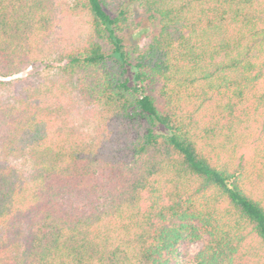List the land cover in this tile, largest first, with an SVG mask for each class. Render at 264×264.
<instances>
[{"label": "trees", "instance_id": "obj_1", "mask_svg": "<svg viewBox=\"0 0 264 264\" xmlns=\"http://www.w3.org/2000/svg\"><path fill=\"white\" fill-rule=\"evenodd\" d=\"M42 63L0 93V264H264V0H0V77Z\"/></svg>", "mask_w": 264, "mask_h": 264}, {"label": "rangeland", "instance_id": "obj_2", "mask_svg": "<svg viewBox=\"0 0 264 264\" xmlns=\"http://www.w3.org/2000/svg\"><path fill=\"white\" fill-rule=\"evenodd\" d=\"M72 2V0H61L62 3L64 2ZM141 14V12H138V15ZM86 21L84 18L81 16H75V15H70L62 13L59 18L58 22V31L60 36H62L65 39H68V42H77L85 36L86 33ZM156 27L150 25L147 23H143L141 27H138L134 30L128 31L126 33V38L129 42H141L143 41L144 38H146L147 34L153 30H155ZM58 34V35H59ZM49 70L45 66V63L42 64H37L33 66H29L25 68L22 72L10 76V77H0V80L4 81H12L14 83L9 84L8 87L5 89H1L0 93L4 95H13L15 94L21 87L22 83L19 79L25 78V77H30L31 80L35 79L36 76H39L41 73H47ZM21 163L24 165L28 164L27 160L21 159ZM201 245L199 242L194 243L190 246V253L194 254L196 251L200 249ZM191 256H188L186 258L187 263L189 264L191 260Z\"/></svg>", "mask_w": 264, "mask_h": 264}]
</instances>
